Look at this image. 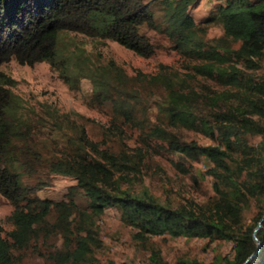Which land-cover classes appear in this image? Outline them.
<instances>
[{
  "label": "trees",
  "instance_id": "obj_1",
  "mask_svg": "<svg viewBox=\"0 0 264 264\" xmlns=\"http://www.w3.org/2000/svg\"><path fill=\"white\" fill-rule=\"evenodd\" d=\"M196 1L0 0V63L11 58L29 65L44 60L59 68V76L67 82L85 72L93 97L110 102L115 117L132 123L138 120L142 84L161 85L164 94L156 107L162 117L216 141H184L162 125L150 128L149 133L166 140L173 151L193 160L203 157L206 172L213 177L215 194L209 203L171 206L147 190L121 188L119 177L113 178L115 171L136 168L139 160L125 151L97 147L82 128L69 150L57 156L44 154L38 138L40 117L22 109L10 88L14 79L0 69V194L12 206L8 216L12 228L0 233V264H14V251L52 236L60 243L45 254L50 264H112L93 255L92 226L112 206L119 210L120 220L135 229V239L167 234L233 241L232 255L215 256L209 262L178 258L172 263L158 249H151L148 264H241L255 251L253 231L264 214V74L256 77L250 70L264 59V0H215L203 21H196L190 12ZM211 21L220 24L226 38L221 47L207 37ZM60 30L110 38L144 57L157 48L156 36L164 37L190 63L193 74L228 87L208 94L210 110L197 114L184 79L162 67L156 73L128 75L108 60L84 62L81 69L69 73L68 64L61 65L58 57ZM248 135L258 140L249 143ZM42 168L73 176L76 183L61 199L41 197L36 191L46 184L41 181ZM245 171L252 175L249 182L242 180ZM79 191L87 203L72 197ZM253 198L261 208L245 226L242 211ZM261 224L256 233L261 248L245 264H264V219Z\"/></svg>",
  "mask_w": 264,
  "mask_h": 264
},
{
  "label": "rangeland",
  "instance_id": "obj_2",
  "mask_svg": "<svg viewBox=\"0 0 264 264\" xmlns=\"http://www.w3.org/2000/svg\"><path fill=\"white\" fill-rule=\"evenodd\" d=\"M214 2L197 0L190 8L194 19L203 21L211 12ZM207 37L218 47L226 41L216 21L208 23ZM156 39L157 48L154 53L144 57L110 38L60 30L57 52L61 65L68 64L69 73L81 69L80 65L84 62L104 64L108 60L120 65L128 75H134L137 71L156 73L161 67L166 72L174 71L184 79L185 91H191L195 112L206 114L212 106L206 96L228 86L193 74L190 63L170 47L167 39L161 36H156ZM0 69L14 79L10 88L22 109L29 115L40 117L43 126L38 130V138L44 154L57 156L63 150H69L72 145L70 141L78 136V128H82L85 136L95 142L97 147L117 153L125 151L134 156L136 161L139 160L136 168L115 171L113 178L119 177L121 188L134 192L147 190L171 206L204 205L214 197L213 177L206 172L207 161L203 157L198 160L186 158L170 149L166 140L149 133L150 128L158 124L184 141L194 140L200 144L216 142L199 130L172 125L162 117L156 107V101L164 94L161 85L142 84L141 102L135 114L138 120L132 123L122 117H115L110 102L98 101L93 97L91 81L85 72L76 80L67 82L59 76L60 69L47 61L29 65L19 63L14 58L0 63ZM250 71L256 77L263 75L264 59L258 68ZM247 139L249 143H255L258 136L248 135ZM41 171V181L46 183L36 191L41 197L61 199L69 192L70 186L76 183L73 176L50 173L44 168ZM80 175L83 173L80 172ZM242 180H252L250 171L242 174ZM72 197L78 203H87L80 191ZM260 208L261 203L253 198L242 211V223L249 225ZM11 209V204L0 194L2 235L12 228L8 218ZM92 226L96 236L93 255L101 261L110 260L112 264H148L151 249H158L161 256L172 263L178 258H196L209 262L215 256L233 253L232 240L209 241L206 237H172L167 234L150 235L144 240L135 239L132 236L135 229L120 220L119 210L113 206L107 207L97 216ZM59 243L60 238L52 236L47 241L39 240L33 247L14 251V264H50L45 254L53 244Z\"/></svg>",
  "mask_w": 264,
  "mask_h": 264
},
{
  "label": "water",
  "instance_id": "obj_3",
  "mask_svg": "<svg viewBox=\"0 0 264 264\" xmlns=\"http://www.w3.org/2000/svg\"><path fill=\"white\" fill-rule=\"evenodd\" d=\"M264 219V214L262 215V217L260 218V220L258 221L256 227L254 228V231H253V237L256 241V244H257V248L255 249L254 252H252L241 264H245L246 262H248L251 258H253L254 256H256V254L259 252L260 248H261V244H260V241L259 239L257 238L256 236V232L257 230L261 227V222L262 220Z\"/></svg>",
  "mask_w": 264,
  "mask_h": 264
}]
</instances>
